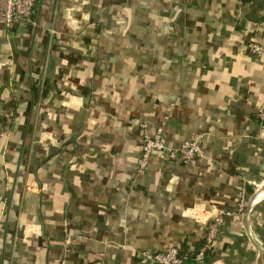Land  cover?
I'll return each instance as SVG.
<instances>
[{
    "label": "crops",
    "instance_id": "obj_1",
    "mask_svg": "<svg viewBox=\"0 0 264 264\" xmlns=\"http://www.w3.org/2000/svg\"><path fill=\"white\" fill-rule=\"evenodd\" d=\"M252 43L264 0H36L30 22L0 24V264L201 251L213 212L264 186ZM142 125L171 146L204 134V158L140 174ZM257 247L264 198L196 264H264Z\"/></svg>",
    "mask_w": 264,
    "mask_h": 264
},
{
    "label": "built area",
    "instance_id": "obj_2",
    "mask_svg": "<svg viewBox=\"0 0 264 264\" xmlns=\"http://www.w3.org/2000/svg\"><path fill=\"white\" fill-rule=\"evenodd\" d=\"M36 0H0V24L10 27L17 23H27L31 21L33 9ZM250 51L257 56H264V45L258 43L249 44ZM258 118L264 125V103L258 110ZM143 130V138L141 145V155L138 160V171L144 174L150 166L151 160L157 156L162 161L180 162L182 164H189L195 159L204 158L203 141L204 134L197 133L192 139L183 142L178 146H171L164 141V126H160L153 134L149 133L146 125L141 126ZM6 135L4 131L0 130V140ZM264 186H257L255 189L256 201L260 199L261 191ZM253 193V194H254ZM249 198L245 188L241 189L238 196L237 208L234 211H216L213 212L211 218L208 220L207 245L197 253L196 261L203 263L206 259V253L211 251L215 240L217 239L221 227L225 224L228 218L242 216L248 206ZM145 258L156 264H183L180 256V251L177 248H170L165 252L147 253Z\"/></svg>",
    "mask_w": 264,
    "mask_h": 264
},
{
    "label": "trees",
    "instance_id": "obj_3",
    "mask_svg": "<svg viewBox=\"0 0 264 264\" xmlns=\"http://www.w3.org/2000/svg\"><path fill=\"white\" fill-rule=\"evenodd\" d=\"M251 190H252V188L251 189L250 188L249 189L247 188V192L248 193ZM197 253H198V251L195 252V253H190V254L185 255L184 252H180V256H181L183 262H186L187 264H196V255H197ZM208 253L209 252L206 253V257L208 256Z\"/></svg>",
    "mask_w": 264,
    "mask_h": 264
},
{
    "label": "water",
    "instance_id": "obj_4",
    "mask_svg": "<svg viewBox=\"0 0 264 264\" xmlns=\"http://www.w3.org/2000/svg\"><path fill=\"white\" fill-rule=\"evenodd\" d=\"M255 201H256V194L254 193L252 198L250 199L247 209H246V213L248 216H250L252 214L253 211V207L255 205ZM258 250L264 255V249L257 247Z\"/></svg>",
    "mask_w": 264,
    "mask_h": 264
},
{
    "label": "bare ground",
    "instance_id": "obj_5",
    "mask_svg": "<svg viewBox=\"0 0 264 264\" xmlns=\"http://www.w3.org/2000/svg\"><path fill=\"white\" fill-rule=\"evenodd\" d=\"M264 195V194H263Z\"/></svg>",
    "mask_w": 264,
    "mask_h": 264
}]
</instances>
